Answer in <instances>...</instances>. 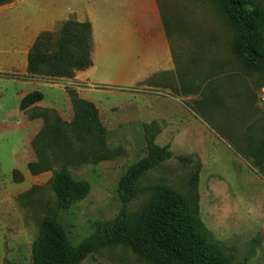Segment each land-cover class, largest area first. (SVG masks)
Instances as JSON below:
<instances>
[{"label": "rangeland", "instance_id": "374dc122", "mask_svg": "<svg viewBox=\"0 0 264 264\" xmlns=\"http://www.w3.org/2000/svg\"><path fill=\"white\" fill-rule=\"evenodd\" d=\"M157 1L170 23L175 74L137 85L132 93L86 88L78 95L98 105L114 156L97 165L68 168L69 176L86 181L89 190L66 211L56 206L52 173L31 175L27 170V163L36 161L30 143L37 123L26 125L14 111L8 117L2 114V109L14 110L12 94L18 89L27 94L40 87L25 85L20 72L7 73L0 63V264H32L31 245L45 217L56 218L73 246L94 233L95 222L114 219L121 208L117 182L145 156V133L158 146H167L173 157L142 176L139 188L165 184L186 195L197 169L198 214L209 240L235 263L264 264L263 82L245 73L234 58L231 27L215 0ZM253 1L264 7V0ZM12 2L0 6V17L11 12ZM19 30L12 20H0V58L22 45L17 43ZM68 88L77 92L70 85H47L42 92L45 105L70 122L74 110ZM25 113L28 119L32 115L31 110ZM177 156L191 162L182 164ZM14 170L22 175L21 182L13 181ZM148 201L149 193L141 191L128 204L133 222ZM79 264L151 263L118 245L92 252Z\"/></svg>", "mask_w": 264, "mask_h": 264}, {"label": "trees", "instance_id": "16d2710c", "mask_svg": "<svg viewBox=\"0 0 264 264\" xmlns=\"http://www.w3.org/2000/svg\"><path fill=\"white\" fill-rule=\"evenodd\" d=\"M13 0H0V6ZM231 27V52L248 75L259 77L264 86V7L253 0H215ZM161 11L169 40L170 23ZM91 25L73 19L64 21L56 32L38 33L27 53V73L31 77L73 78L77 71L92 66L90 58ZM74 110L72 121L60 118L53 109L33 104L43 99L33 91L24 96L19 109L32 111L29 119H41L42 128L31 140L36 161L27 164L31 175L50 171V189L61 211L85 198L89 186L75 181L68 168L79 164L97 165L113 158L107 148V131L100 121L95 105L67 89ZM33 106V107H32ZM153 135L144 134L146 154L130 165L117 182V198L121 204L117 216L94 223V233L78 245H71L62 226L54 216L45 217L32 246V264H79L88 254L105 246H125L151 264H238L211 242L198 214V170L191 173L187 194L165 184L143 189L138 181L148 171L173 156L167 146L160 147ZM187 164L191 158L177 156ZM14 182L22 175L14 170ZM142 192L149 201L136 221L128 213V204Z\"/></svg>", "mask_w": 264, "mask_h": 264}, {"label": "crops", "instance_id": "0c3cea01", "mask_svg": "<svg viewBox=\"0 0 264 264\" xmlns=\"http://www.w3.org/2000/svg\"><path fill=\"white\" fill-rule=\"evenodd\" d=\"M9 8L11 12L0 20H12L13 27H20L17 43L22 41V45L14 52L11 49L3 52L0 63L7 73L20 72L25 85L40 87L34 91L42 93L43 99L33 104L34 107L56 109L43 102L42 87L47 85L63 89L70 85L79 96L86 88L93 92L107 91V94L132 93L137 85L152 79L165 81L175 74L174 58L157 0H42L37 3L36 0H14ZM69 19L91 25L92 66L77 71L69 79L28 75L27 53L38 33L57 31ZM27 94L19 89L14 92V110L2 109V114L8 117L12 111L17 112L26 125L36 122L39 131L41 119H28L19 109L18 103ZM95 106L98 108L97 104Z\"/></svg>", "mask_w": 264, "mask_h": 264}]
</instances>
